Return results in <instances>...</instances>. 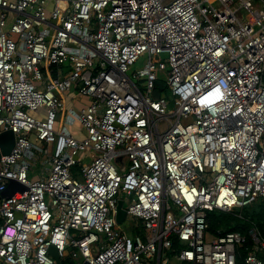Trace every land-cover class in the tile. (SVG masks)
Returning a JSON list of instances; mask_svg holds the SVG:
<instances>
[{
  "label": "built area",
  "instance_id": "built-area-1",
  "mask_svg": "<svg viewBox=\"0 0 264 264\" xmlns=\"http://www.w3.org/2000/svg\"><path fill=\"white\" fill-rule=\"evenodd\" d=\"M4 130L0 264H235L246 235L207 211L264 198V0H0Z\"/></svg>",
  "mask_w": 264,
  "mask_h": 264
},
{
  "label": "trees",
  "instance_id": "trees-1",
  "mask_svg": "<svg viewBox=\"0 0 264 264\" xmlns=\"http://www.w3.org/2000/svg\"><path fill=\"white\" fill-rule=\"evenodd\" d=\"M73 169L75 170V167ZM240 210V215L236 210L224 211L216 208L208 210V233L220 235L227 231L238 230L245 234L249 227L256 226L264 236V198H258L252 203L241 207ZM250 240L246 237L244 242L237 246L235 264H247L245 258L252 244ZM173 245H178V240L175 238L173 239Z\"/></svg>",
  "mask_w": 264,
  "mask_h": 264
},
{
  "label": "water",
  "instance_id": "water-1",
  "mask_svg": "<svg viewBox=\"0 0 264 264\" xmlns=\"http://www.w3.org/2000/svg\"><path fill=\"white\" fill-rule=\"evenodd\" d=\"M160 80L156 81L157 87L153 90L152 95L155 98H158L160 95V90H162L165 86V83L160 84ZM14 144V133L11 130H4L0 132V155L9 153L10 149ZM15 184L18 185V188L24 189L25 186L21 183H17L15 180L10 179L5 190L2 191V197H8L13 192V187ZM125 208L123 207V200L119 198L116 204V211H115V220L117 223H121L125 219ZM49 253L55 258L58 262L59 257L58 254L53 246H50L48 249Z\"/></svg>",
  "mask_w": 264,
  "mask_h": 264
},
{
  "label": "rangeland",
  "instance_id": "rangeland-1",
  "mask_svg": "<svg viewBox=\"0 0 264 264\" xmlns=\"http://www.w3.org/2000/svg\"><path fill=\"white\" fill-rule=\"evenodd\" d=\"M12 36H13V38H16V36L14 34ZM143 61H144V55H142L139 58V60H137L133 65H131V67H130V69H129L128 72L131 73V71L136 70L137 68L141 67L142 64H143ZM160 81H162V80H160ZM163 83H165V82L164 81L160 82V84H163ZM162 94L163 95H166L167 94V91L162 90ZM171 105L173 106V99L172 98H171V104H170V106ZM70 128L75 133V135L81 136V133H80L81 128L79 127V123L77 121L74 122L70 126ZM160 129H162V128H160ZM37 170H38V167H37V169H35V171H37ZM126 205H127V200H124L123 207H125ZM240 208L241 207H236L233 210H236V212L239 213L238 215H240V211H241ZM117 227L120 230H123V232L124 233H127V234H133V233H135L136 232V229H138L139 231H142V232L145 231L144 227H142L141 224L136 223V220L135 219H131L129 217H126L121 223H118L117 224ZM250 228H252V227H249L246 230V232H245L246 237L249 238V239H250V235H249ZM250 241L252 243V240H250ZM260 251H262V250H260ZM163 254H167V255L170 256V258H171V264H183L180 261H178L175 258V256H173L172 253L169 252V250L168 251H165ZM259 255L264 258V251L259 252ZM80 259H81L80 257H77V260H80Z\"/></svg>",
  "mask_w": 264,
  "mask_h": 264
},
{
  "label": "crops",
  "instance_id": "crops-1",
  "mask_svg": "<svg viewBox=\"0 0 264 264\" xmlns=\"http://www.w3.org/2000/svg\"><path fill=\"white\" fill-rule=\"evenodd\" d=\"M64 101H65V104L67 107H74V108H78L80 107L81 105H84L86 104L88 101H89V98L87 96H78L76 93H74L73 90H69L68 92H66L64 94ZM81 133V131H80ZM38 166V165H37ZM37 169V168H36ZM39 170V168H38ZM37 170V171H38ZM126 218V216H125ZM118 224V223H117ZM123 231V230H121ZM139 231L138 229H136V232ZM135 232V233H136ZM133 233V234H135ZM139 233H144L142 231H139ZM132 235V234H130ZM259 253V252H258ZM169 257V260H170V264H171V258L170 256L168 255ZM263 258V257H262Z\"/></svg>",
  "mask_w": 264,
  "mask_h": 264
}]
</instances>
